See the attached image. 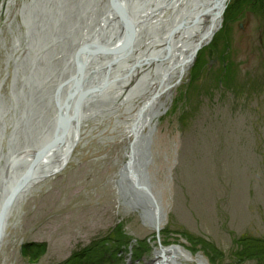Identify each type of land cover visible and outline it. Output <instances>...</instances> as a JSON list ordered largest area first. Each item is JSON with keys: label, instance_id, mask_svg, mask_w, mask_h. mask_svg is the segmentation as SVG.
<instances>
[{"label": "rangeland", "instance_id": "obj_1", "mask_svg": "<svg viewBox=\"0 0 264 264\" xmlns=\"http://www.w3.org/2000/svg\"><path fill=\"white\" fill-rule=\"evenodd\" d=\"M93 2L0 0V177L13 139L23 145L20 120L36 84L50 104L55 82L73 75L75 22ZM221 16L172 80L151 136L146 171L165 215L160 231L115 184L133 142L123 123L142 97L129 113L120 106L84 124L65 169L8 218L0 264H151L160 245L190 255L183 264H264V0H227ZM48 107L39 125L47 129ZM34 117L26 114L31 127Z\"/></svg>", "mask_w": 264, "mask_h": 264}, {"label": "bare ground", "instance_id": "obj_2", "mask_svg": "<svg viewBox=\"0 0 264 264\" xmlns=\"http://www.w3.org/2000/svg\"><path fill=\"white\" fill-rule=\"evenodd\" d=\"M226 2L225 0H123L121 13L117 6L121 5L120 2L94 0L84 11L89 17L78 18L75 22L74 29L81 28L82 32L76 34V40H73L70 49L71 65L67 69H73L70 71L73 75L65 79L63 85L55 82L53 95H50V104L44 103L38 83L35 87L36 91L27 100L25 112L23 111L20 120L23 126L19 128L23 145L20 147L14 139L12 141L11 151L2 167L0 200L6 194L12 193L14 185L22 182L29 166H32V180L8 207L7 217L13 215L26 196L31 195L43 183L65 169L81 140L80 134L84 124L92 120L96 121L98 115L101 116L103 112L114 113L120 106L125 107V111L129 113L137 107L134 100L143 97L144 100L138 111L129 113L123 123L125 132L133 138L127 149L128 160L131 153L134 157H132L134 167L130 170L131 180L124 183L125 173L123 174L122 171L115 183L120 198L125 196L121 193L122 186L128 194L132 187L130 184L134 185L138 181V185H142V177L145 176L146 168L148 169V165L152 162L150 158L146 159L144 154H150L151 136L157 119L165 109L163 97L168 99L172 80L181 79L191 66L192 50L195 45L201 40L206 42L207 39L204 38L209 37L218 28L222 17L220 7ZM114 7L118 16L113 12ZM164 13L170 15L165 17ZM129 20L133 23L132 31L137 38V47L136 44L125 45L127 47L121 50L120 47L124 46L127 40L126 43L130 42L126 39L129 32L125 27L128 24L126 21ZM53 27L51 26V29ZM90 51L97 53L89 54ZM58 57L61 58L57 55ZM142 64L147 66V69H142L140 73L135 72V69ZM75 69L79 75H75ZM60 73L62 71L57 70V74ZM50 78V75L47 76L44 83ZM88 80H92L91 84L87 82ZM87 83L90 85L87 86ZM91 99L93 101L88 105ZM23 102L25 103V99ZM48 106L53 108V116L47 119L50 123L49 129L39 126L43 122L42 117L45 120L50 112ZM74 109L79 112L75 118H73ZM27 112L35 115L34 125L32 123L34 127L25 121ZM2 119L1 117L0 120ZM3 124L4 121H0L1 127ZM24 129L33 137L25 138ZM63 133L62 143L53 145ZM143 156L145 159L142 160ZM3 157L1 156L0 160ZM135 195L134 197L128 195L127 199L123 197V204L128 203L132 206V210L144 212L143 215L147 218L143 217L145 220L143 222L149 227H156L157 221L154 217L156 210L146 204L141 205L142 201L138 200L137 194ZM153 197L159 205L154 194ZM155 258L151 264L193 262L191 256L178 246L161 249L155 253ZM196 262L204 264L200 259Z\"/></svg>", "mask_w": 264, "mask_h": 264}, {"label": "water", "instance_id": "obj_3", "mask_svg": "<svg viewBox=\"0 0 264 264\" xmlns=\"http://www.w3.org/2000/svg\"><path fill=\"white\" fill-rule=\"evenodd\" d=\"M120 2V4L121 5H117L118 6V10H119V12H121V9H123L122 7H123V0H115V2ZM225 1H227V0H225ZM122 6V7H121ZM115 9H114V12L116 13V15L118 16V12H117V10H116V7H114ZM224 9H225V5H222L221 7H220V15H222L221 13H223V11H224ZM140 11H141V9H140ZM122 13V12H121ZM122 15V14H121ZM123 19H124V16H123ZM121 20V19H120ZM128 24L125 26L126 28H127V31L129 32V36H127L126 37V39H129V43H124L123 45L124 46H121L120 48H121V50L124 48V47H127V46H125V45H130V46H133L134 44H136L137 45V38H136V36L133 34V29H134V27L132 26V22L129 20V22L128 21H126ZM124 30H125V28H124ZM215 31H213L211 34H210V36L209 37H205L204 39H207V41H208V39H210L211 37H212V35H213V33H214ZM202 43H204L202 40H201V42H199V43H197L196 45H195V48H194V50H192V57L194 58V56H195V54H196V52L199 50V48L201 47V45H202ZM91 53H89V54H96L97 52L96 51H90ZM78 54V53H77ZM76 54V55H77ZM111 54V53H110ZM110 54H107V55H110ZM193 58L191 59V61L193 60ZM190 61V62H191ZM76 70V69H75ZM75 75H79V72L76 70V74ZM83 81H85V80H83ZM179 82V78H178V81L176 82V84ZM75 84H76V88H77V86H78V81L76 80V82H75ZM79 85L81 86V80H80V83H79ZM80 97H82V96H80ZM84 103V102H83ZM65 110H67L66 108H65ZM78 111L77 110H75L74 109V111H73V115H74V117L73 118H75L77 115H78ZM75 121V120H74ZM67 131V130H66ZM64 133H66V132H64ZM64 133H63V136L57 141H54V143H53V145H55L56 143H62V141H63V137H64ZM52 145V146H53ZM144 156H145V158L147 159V158H149V154L147 155V154H144ZM144 156H143V158H142V160L143 159H145L144 158ZM132 157H133V154L131 153L130 154V156H129V160H128V162H127V164L124 166V168H123V174H124V183L125 182H129V180H131V176H130V174H131V171L130 170H132L131 168L132 167H134L133 166V164H134V160L132 161ZM134 158V157H133ZM141 160V161H142ZM140 161V162H141ZM31 168H32V166H29L28 167V171L25 173V178L22 180V182L21 183H18V185H14V189H13V191H12V193H10L9 195L8 194H6V196H4V197H2L1 198V200H0V202H1V204H0V247H1V243H2V240H3V238H4V234H5V229H6V223H7V220H8V217H7V210H8V207H10L11 206V204L17 199V196H18V194L20 193V191H22V189H24V187H26L27 186V183L28 182H30L31 180H32V173H31ZM142 185H138V181H136L135 182V184L133 185H131L130 184V186H132L131 187V190L128 192V194H126L125 193V189H124V186H122L121 187V193L123 194V195H125V196H123L124 197V199H126V197H128V195H130V196H133L134 197V195L135 194H137V198H138V200L139 201H142V203H141V205H147V206H149L150 208H154L155 210H156V216H154L155 217V220L157 221L155 224H156V227H155V231L158 233L159 231H160V225H161V223L164 221V217H165V215L164 214H162V212H161V209L159 208V205L156 203V201L154 200V197H153V192H152V189H151V185L148 183V180H149V176H148V174H147V171H146V173H145V176L144 177H142ZM131 183V182H130ZM136 191H138V192H136ZM136 196V195H135ZM122 197V198H123ZM143 211V210H142ZM144 214V212H142V216L146 219L147 217H146V215H143ZM150 215V214H149ZM143 218V219H144ZM162 256H163V254H162Z\"/></svg>", "mask_w": 264, "mask_h": 264}]
</instances>
